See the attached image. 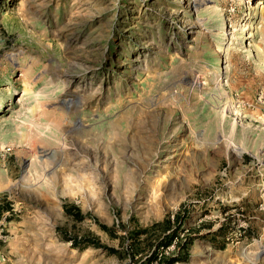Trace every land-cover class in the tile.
I'll list each match as a JSON object with an SVG mask.
<instances>
[{"label": "rangeland", "instance_id": "374dc122", "mask_svg": "<svg viewBox=\"0 0 264 264\" xmlns=\"http://www.w3.org/2000/svg\"><path fill=\"white\" fill-rule=\"evenodd\" d=\"M0 204V264H264V0H0Z\"/></svg>", "mask_w": 264, "mask_h": 264}, {"label": "trees", "instance_id": "16d2710c", "mask_svg": "<svg viewBox=\"0 0 264 264\" xmlns=\"http://www.w3.org/2000/svg\"><path fill=\"white\" fill-rule=\"evenodd\" d=\"M7 210H9V206H6ZM65 212L68 215H74L77 216L80 213V209L78 206H68L65 204L64 206ZM4 210V207H0V212ZM179 213L176 214V219L179 221ZM107 231L110 230V227L103 226ZM160 229V230H159ZM143 233H147L146 238L144 241L150 242L147 248V245L143 246L142 242L139 240V236L135 237L133 240V243L130 245L129 249L126 250V254L132 259V261L135 260L137 255H141L140 257H143V254H145V259L140 260V264H175L176 261L181 259V254H178L177 256H170L164 253L161 249H164L165 247H168L170 243L173 241V236L176 234V228L173 225L170 218H166L163 221L156 222L155 224L151 225L150 227H146L141 230ZM139 232V231H138ZM157 235V236H156ZM162 235V236H161ZM155 237L158 239L155 243ZM78 243V242H77ZM189 242H183L180 246V251H185L188 247ZM73 244L77 245L76 242H73ZM152 246V247H151ZM113 253L120 252L117 248L114 247H108ZM152 248V249H151ZM148 249V250H147ZM148 251V252H147ZM151 251V252H150ZM123 257V254H122Z\"/></svg>", "mask_w": 264, "mask_h": 264}, {"label": "built area", "instance_id": "2783aa9c", "mask_svg": "<svg viewBox=\"0 0 264 264\" xmlns=\"http://www.w3.org/2000/svg\"><path fill=\"white\" fill-rule=\"evenodd\" d=\"M12 150V148L9 146V147H6L4 149V153H9L10 151ZM13 208H10L9 210H7V212L9 213ZM6 218H7V215L4 214L3 215V218L1 217L0 219V240H5L7 238V234H6Z\"/></svg>", "mask_w": 264, "mask_h": 264}, {"label": "bare ground", "instance_id": "6f19581e", "mask_svg": "<svg viewBox=\"0 0 264 264\" xmlns=\"http://www.w3.org/2000/svg\"><path fill=\"white\" fill-rule=\"evenodd\" d=\"M198 81H199V78L197 79V81H196V82L198 83ZM119 152H120V151H119ZM120 153H122V152H120Z\"/></svg>", "mask_w": 264, "mask_h": 264}, {"label": "crops", "instance_id": "0c3cea01", "mask_svg": "<svg viewBox=\"0 0 264 264\" xmlns=\"http://www.w3.org/2000/svg\"><path fill=\"white\" fill-rule=\"evenodd\" d=\"M5 183V182H4ZM0 207H1V204H0Z\"/></svg>", "mask_w": 264, "mask_h": 264}]
</instances>
